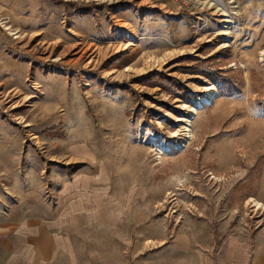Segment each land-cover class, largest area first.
Segmentation results:
<instances>
[{"label": "rangeland", "instance_id": "rangeland-1", "mask_svg": "<svg viewBox=\"0 0 264 264\" xmlns=\"http://www.w3.org/2000/svg\"><path fill=\"white\" fill-rule=\"evenodd\" d=\"M31 210L45 264H264V0H0V250Z\"/></svg>", "mask_w": 264, "mask_h": 264}, {"label": "crops", "instance_id": "crops-1", "mask_svg": "<svg viewBox=\"0 0 264 264\" xmlns=\"http://www.w3.org/2000/svg\"><path fill=\"white\" fill-rule=\"evenodd\" d=\"M60 219L58 216L54 217L52 221L43 220L35 216L33 210L21 216L17 215L14 219H8L16 225L13 233L21 243L19 247L0 250V264H45L50 262L49 254H53L57 250V230L62 226ZM39 239L41 240L38 241Z\"/></svg>", "mask_w": 264, "mask_h": 264}, {"label": "trees", "instance_id": "trees-1", "mask_svg": "<svg viewBox=\"0 0 264 264\" xmlns=\"http://www.w3.org/2000/svg\"><path fill=\"white\" fill-rule=\"evenodd\" d=\"M151 76L160 77V79H164L165 81H168L164 85L162 83H158V86L161 87L165 92L170 93L173 96L181 97L183 99L186 98V96H187L186 95V89H184L182 87V85L179 82H177L176 80H174V79L168 80L169 79L168 77L162 78L161 74L153 73V72L145 75L144 78L151 77ZM204 76L207 78H210L211 80L214 77V75L210 72L205 73ZM217 79L219 80V81H217L218 84L216 85L218 94L223 93L224 89H226V91H229V90L234 91V90H237V88H238L236 85L231 84L226 77H218ZM56 134H58L59 136H62L61 131H56Z\"/></svg>", "mask_w": 264, "mask_h": 264}, {"label": "bare ground", "instance_id": "bare-ground-1", "mask_svg": "<svg viewBox=\"0 0 264 264\" xmlns=\"http://www.w3.org/2000/svg\"><path fill=\"white\" fill-rule=\"evenodd\" d=\"M257 205V203H255Z\"/></svg>", "mask_w": 264, "mask_h": 264}]
</instances>
